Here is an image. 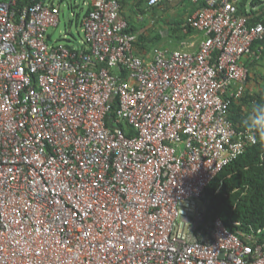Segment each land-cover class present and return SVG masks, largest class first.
<instances>
[{"label":"built area","instance_id":"built-area-1","mask_svg":"<svg viewBox=\"0 0 264 264\" xmlns=\"http://www.w3.org/2000/svg\"><path fill=\"white\" fill-rule=\"evenodd\" d=\"M21 1L0 0V264H264V227L202 201L258 143L230 109L264 18L191 0L198 50L140 55L120 0H93L82 48L51 41L59 6Z\"/></svg>","mask_w":264,"mask_h":264},{"label":"trees","instance_id":"trees-1","mask_svg":"<svg viewBox=\"0 0 264 264\" xmlns=\"http://www.w3.org/2000/svg\"><path fill=\"white\" fill-rule=\"evenodd\" d=\"M181 1L191 2V0ZM248 1L241 0L239 4L240 12L252 16L253 22L264 18V6H261L263 1L250 0V7H248ZM32 2L33 0H23L19 3V7ZM120 3L122 5V0H120ZM134 5V12L137 14L138 10L142 11L143 8H148L143 0H134ZM254 7H258L259 10H255ZM128 22L130 24L128 32L135 34L134 24L129 20ZM184 22L185 20L183 23L178 24L181 25L179 29L182 31ZM193 31L190 30L189 33ZM186 36H178V39L183 40ZM137 39L141 42L140 47L146 50V44H143V35L139 34ZM138 41L136 40V43ZM68 46L70 47V45ZM263 59L264 38L253 44L252 52L246 63L251 68ZM250 76L248 81H250ZM257 105L264 106V83L254 93H250L247 86L244 96L239 100H234L230 109V119L233 121L235 128L238 130H252L258 137V143L250 146L241 156L220 172L207 186L202 199L207 206L210 218L220 217L225 225L231 229L235 228L233 225L235 221L241 222L244 228L248 226L264 227V134L249 126L251 118L257 114L254 113V108ZM260 115H264V113H260ZM121 127L126 129V124L122 123Z\"/></svg>","mask_w":264,"mask_h":264},{"label":"rangeland","instance_id":"rangeland-1","mask_svg":"<svg viewBox=\"0 0 264 264\" xmlns=\"http://www.w3.org/2000/svg\"><path fill=\"white\" fill-rule=\"evenodd\" d=\"M261 6H264V0ZM61 8L59 26L50 30L51 39L54 42H62L68 45H77L81 41L80 22L85 14L89 0H55ZM192 3V2H191ZM190 2L175 0L172 3L164 4L160 8L147 9L132 13L133 19H129L134 24L135 31L143 35V44H146V51L153 47L163 45L171 48H184L190 45L193 34H188L180 30L179 23H183L187 16ZM250 7V0L247 2ZM258 8V7H257ZM249 9V8H248ZM250 10V9H249ZM259 10V9H255ZM79 22V23H78ZM187 35L186 40H179L178 36ZM76 39V41H74ZM138 40V39H137ZM141 48V47H140ZM251 76L249 82V92L258 91L264 83V59L254 64L250 68Z\"/></svg>","mask_w":264,"mask_h":264},{"label":"crops","instance_id":"crops-1","mask_svg":"<svg viewBox=\"0 0 264 264\" xmlns=\"http://www.w3.org/2000/svg\"><path fill=\"white\" fill-rule=\"evenodd\" d=\"M49 1V0H48ZM53 3H55L56 4V2H55V0H51ZM167 3V2H166ZM166 3H164V4H166ZM169 3H172V2H169ZM169 3H167V4H169ZM163 4V5H164ZM57 5V4H56ZM58 6V5H57ZM122 16L123 17H125V18H127L128 20L129 19H133L134 18V15L132 14V13H134V0H122ZM162 5H160V6H158V7H155V8H160ZM60 7V6H59ZM94 7V1L93 0H89V2H88V5H87V8H86V11H85V14H84V16L90 11V9H92ZM198 8V5L197 4H193V3H191L190 2V4H189V7H187V8H185V10H188L189 12L187 13V16L189 15V14H191V13H193V12H195V10ZM148 9V8H147ZM151 9H153V8H151ZM151 9H149V10H151ZM254 9H259V8H257V7H254ZM83 16V17H84ZM187 16H185V19H186V17ZM83 19V18H82ZM184 19V20H185ZM79 23V22H78ZM80 24V26H79V29H80V27H81V29H80V34H81V31H82V20H81V22L79 23ZM183 26V25H182ZM135 34L137 35V38H138V33L137 32H135ZM189 35L190 34H193V35H191L189 38H192L193 40H191V43H190V45H185V47L184 48H169V47H164L163 45H159V46H162V47H164V48H168V49H172V50H176V49H183V50H187V51H191V52H195V51H197L198 50V46H199V44L201 43V41H202V39H203V34L201 33V32H199V31H193V32H191V33H188ZM50 39H51V35H50ZM186 40L187 38H183V40ZM51 41H52V39H51ZM74 41H76V39L74 40ZM138 41V40H137ZM52 42H54V41H52ZM55 43V42H54ZM141 44V42H137L136 43V49H137V51H138V53L140 54V55H145V54H148V53H146L147 51L145 50V49H142V48H140V45ZM71 47H77V48H82L83 46H84V44H83V36H81V41L80 42H78L77 43V45H70ZM248 59H249V57L248 58H246L245 60H247L248 61ZM246 61V62H247ZM249 82L250 81H248V84H247V86H248V88H249Z\"/></svg>","mask_w":264,"mask_h":264},{"label":"clouds","instance_id":"clouds-1","mask_svg":"<svg viewBox=\"0 0 264 264\" xmlns=\"http://www.w3.org/2000/svg\"><path fill=\"white\" fill-rule=\"evenodd\" d=\"M254 113H257L251 118L250 127L256 128L261 134H264V115H260V113H264V106L257 105L254 108Z\"/></svg>","mask_w":264,"mask_h":264}]
</instances>
